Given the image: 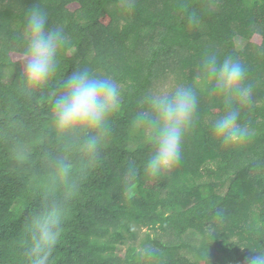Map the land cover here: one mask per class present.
<instances>
[{
    "label": "trees",
    "instance_id": "obj_1",
    "mask_svg": "<svg viewBox=\"0 0 264 264\" xmlns=\"http://www.w3.org/2000/svg\"><path fill=\"white\" fill-rule=\"evenodd\" d=\"M34 6L50 27L64 28L66 42L57 73L28 96L21 36ZM254 35L261 45L250 43ZM239 37L249 41L243 51ZM209 51L247 69L252 91L241 123L252 135L224 149L210 130L222 106L201 97L181 163L149 179V136L131 126L138 101L176 57L179 82L194 81ZM83 68L113 78L122 93L95 156L66 148L52 127L50 98ZM60 155L70 161L66 179L52 171ZM53 188L70 198L51 264H248L264 253V0H0V264H26L30 217Z\"/></svg>",
    "mask_w": 264,
    "mask_h": 264
},
{
    "label": "clouds",
    "instance_id": "obj_2",
    "mask_svg": "<svg viewBox=\"0 0 264 264\" xmlns=\"http://www.w3.org/2000/svg\"><path fill=\"white\" fill-rule=\"evenodd\" d=\"M188 24L198 26L195 12L188 17ZM21 38L27 57L21 88L31 96L44 89L57 73L58 54L66 36L62 26H49L46 10L34 6L25 13ZM246 80L247 69L239 59L209 51L201 58L194 81L180 83L169 93L147 91L138 101L140 110L131 119L134 130L149 136L151 151L142 164L145 176L158 179L181 163L183 142L198 117L201 97L216 100L222 106L221 115L210 129L216 142L227 150L248 141L252 133L241 123V111L249 105L252 91ZM49 103L57 141L66 148L79 147L85 156H95L101 137L108 131L110 116L122 105V93L113 78L83 68L63 80ZM135 167L131 162L129 171ZM52 171L66 179L71 171L70 161L63 155L54 158ZM69 198V192L60 195L53 188L30 217L26 264H51ZM253 253L248 264H264V253ZM142 255L151 259L152 250L146 247Z\"/></svg>",
    "mask_w": 264,
    "mask_h": 264
},
{
    "label": "rangeland",
    "instance_id": "obj_3",
    "mask_svg": "<svg viewBox=\"0 0 264 264\" xmlns=\"http://www.w3.org/2000/svg\"><path fill=\"white\" fill-rule=\"evenodd\" d=\"M126 5V4H122ZM78 8L77 5H74L71 7L72 10H76ZM126 21L121 22L120 26L124 25ZM210 41L206 40V44H208ZM263 42V38L260 35H254L250 41V43H253L255 45H261ZM249 41L246 39L239 37L237 40V47L239 51H243L247 48ZM178 57L175 58V61L172 60L171 63H174L168 71H166L165 74H163L161 77L156 78L153 84V87L151 89L152 92L154 93H159V94H164V93H169L171 92L178 84L179 78L181 76L180 71L176 69L177 63H178ZM255 101L257 103H260L261 101L255 98ZM147 229L143 228L141 232H139L138 237L141 239L143 237V233L146 232ZM130 244H132V241H130ZM123 254V253H122Z\"/></svg>",
    "mask_w": 264,
    "mask_h": 264
}]
</instances>
